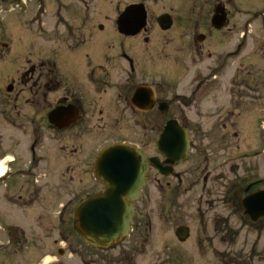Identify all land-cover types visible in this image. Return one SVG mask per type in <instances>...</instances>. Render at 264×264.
Returning <instances> with one entry per match:
<instances>
[{
	"label": "flooded vegetation",
	"instance_id": "flooded-vegetation-1",
	"mask_svg": "<svg viewBox=\"0 0 264 264\" xmlns=\"http://www.w3.org/2000/svg\"><path fill=\"white\" fill-rule=\"evenodd\" d=\"M217 10L225 25L222 29L213 24ZM126 14L122 30L120 21ZM237 14L235 0H0V144L16 151V155H0L8 166L5 179L14 181L15 187L28 164L27 171L42 175L43 182L34 184L36 192L53 188L62 193L71 185H82L76 189V205L104 192L102 183L92 185L85 175L93 176L106 146L136 144L151 158L156 154L148 155L150 144H156L166 123L174 119L188 130L192 146L195 138L203 143L208 136L196 129L201 126L183 116L198 104V94L213 79L198 80L190 95L172 97L164 91V60L182 54L184 48L203 54L214 34L224 41L225 36L240 32ZM142 18L145 23L132 22ZM221 53L225 59L226 52ZM235 85L233 106L216 108L222 117L235 115L243 104L239 82ZM227 123L219 127L223 148ZM197 131L198 136L193 133ZM133 134L139 143L131 141ZM89 148L95 150L93 158L87 155ZM51 150L55 152L53 170L47 157ZM196 152L201 155L200 149ZM157 155L164 165L172 166L167 157L158 151ZM152 172L162 192L173 195L189 192L201 180L204 188L226 180L225 175L211 173L197 177L194 166L172 176L151 166L150 176ZM238 183L243 199L248 186L264 188V177L247 184L243 177ZM260 223L264 226V219Z\"/></svg>",
	"mask_w": 264,
	"mask_h": 264
},
{
	"label": "rangeland",
	"instance_id": "rangeland-1",
	"mask_svg": "<svg viewBox=\"0 0 264 264\" xmlns=\"http://www.w3.org/2000/svg\"><path fill=\"white\" fill-rule=\"evenodd\" d=\"M235 1L240 13L236 15L237 31L243 30L247 34L243 41L239 32L225 36L224 41L219 34H214L213 41H209L211 45H207L203 54H193L184 48L182 54L166 58L163 64L164 91L170 92L172 97L175 93L190 95L200 79L210 78L219 83L215 86L210 81L201 94H198V104L184 111V119H190L194 122L192 124L201 126L196 129H202L205 132L202 135L208 138L203 143L195 138V150L189 161L177 171H188L194 166L195 174H199L200 178L211 173L218 177L225 175L226 180L219 181L216 187L208 188L203 187L201 180L189 192L173 195V192H162L159 178L152 172L144 193L135 204V231L126 242L108 250L93 249L85 245L78 236L71 210L78 199L76 189L83 186L76 188L78 183L71 185L68 192L73 201L63 211L61 231L56 225L51 230H45L41 226L40 229L43 230L35 235L46 237L47 242L43 246L39 244L46 248L38 250L37 256L32 246L26 244L31 246L27 254L30 264L39 261H36L39 252L49 254L52 264H244L245 260L247 264H264V226H259L262 225L260 222H252L248 216H244L240 204L241 185L238 183L243 177L246 179L245 184L264 177V152L254 157L255 152L262 151L264 145L259 139L263 136L264 129L258 125L259 119H264V0ZM256 18L258 19L255 20ZM240 41V48L244 49L242 54L235 52L223 62L221 52H232ZM209 53L212 58H209ZM233 82H239L237 86L238 91L243 94V104L234 117H222L216 108L230 105L232 92H237L231 89ZM225 120L232 124L226 129L227 139L223 148L220 145L222 133L219 127ZM199 131L193 133L198 136ZM130 139L139 143L136 134ZM92 149L87 150V155L91 158L95 155V150ZM199 149L201 155L196 152ZM17 152L19 153V149ZM6 153L16 155L15 147L0 144V155ZM54 154V150H51L47 156L51 167L54 164ZM155 154L157 155L156 144L151 143L148 155ZM244 154L249 156L243 157ZM85 178L89 180L92 176L85 175ZM91 183L94 184L92 180ZM100 187L99 184L95 185L96 190ZM47 200L46 208L50 211V216L55 215L58 210L55 212L53 209L58 203L57 196L52 194ZM3 201L0 196V217L8 216L7 224L27 229L33 223L38 228L42 215L38 214L37 208L36 220L32 218L31 221L22 208H9ZM38 205H42V202ZM47 216L49 221L51 217ZM180 225H187L191 229L190 238L183 243L175 234ZM1 239L0 233V241ZM23 244L24 242L19 247L21 250ZM59 249L65 250L64 256L58 254ZM5 256L0 255L10 264ZM2 258L0 264H3Z\"/></svg>",
	"mask_w": 264,
	"mask_h": 264
},
{
	"label": "water",
	"instance_id": "water-1",
	"mask_svg": "<svg viewBox=\"0 0 264 264\" xmlns=\"http://www.w3.org/2000/svg\"><path fill=\"white\" fill-rule=\"evenodd\" d=\"M127 16L120 21L122 30L126 28L123 25ZM136 20L132 22H141ZM188 149L186 130L180 128L176 121H170L158 141L159 152L174 162H180L186 157ZM150 162L164 174H170L164 170L158 158H152ZM149 164L140 150L127 144L111 146L103 151L96 165V175L105 184L106 191L87 198L75 210L77 229L86 244L107 248L129 234L135 215L132 202L140 197L146 185ZM244 205L246 213L254 221L264 217V190L249 195ZM176 234L181 241H186L190 229L180 226Z\"/></svg>",
	"mask_w": 264,
	"mask_h": 264
},
{
	"label": "bare ground",
	"instance_id": "bare-ground-1",
	"mask_svg": "<svg viewBox=\"0 0 264 264\" xmlns=\"http://www.w3.org/2000/svg\"><path fill=\"white\" fill-rule=\"evenodd\" d=\"M5 172V167L2 162H0V175H2Z\"/></svg>",
	"mask_w": 264,
	"mask_h": 264
}]
</instances>
